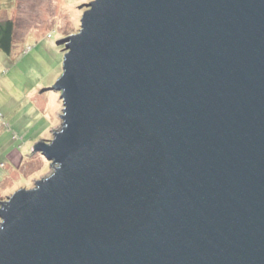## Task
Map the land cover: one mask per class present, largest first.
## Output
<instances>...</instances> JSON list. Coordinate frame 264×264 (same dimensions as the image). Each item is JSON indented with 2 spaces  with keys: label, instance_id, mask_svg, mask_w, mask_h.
<instances>
[{
  "label": "water",
  "instance_id": "1",
  "mask_svg": "<svg viewBox=\"0 0 264 264\" xmlns=\"http://www.w3.org/2000/svg\"><path fill=\"white\" fill-rule=\"evenodd\" d=\"M83 4L0 264H264V0Z\"/></svg>",
  "mask_w": 264,
  "mask_h": 264
},
{
  "label": "rangeland",
  "instance_id": "2",
  "mask_svg": "<svg viewBox=\"0 0 264 264\" xmlns=\"http://www.w3.org/2000/svg\"><path fill=\"white\" fill-rule=\"evenodd\" d=\"M92 0H0V20L15 21L10 54L0 50V201L54 168L32 145L61 128L63 102L52 89L63 72L64 44Z\"/></svg>",
  "mask_w": 264,
  "mask_h": 264
},
{
  "label": "trees",
  "instance_id": "3",
  "mask_svg": "<svg viewBox=\"0 0 264 264\" xmlns=\"http://www.w3.org/2000/svg\"><path fill=\"white\" fill-rule=\"evenodd\" d=\"M15 21L11 17L0 20V50L10 54L14 46Z\"/></svg>",
  "mask_w": 264,
  "mask_h": 264
}]
</instances>
